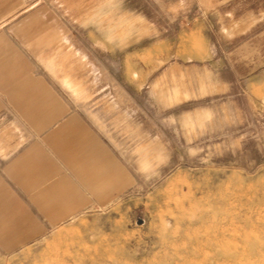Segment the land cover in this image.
<instances>
[{
	"label": "rangeland",
	"instance_id": "1",
	"mask_svg": "<svg viewBox=\"0 0 264 264\" xmlns=\"http://www.w3.org/2000/svg\"><path fill=\"white\" fill-rule=\"evenodd\" d=\"M186 1L188 28L203 9ZM244 2L226 13L236 21L264 11V0ZM73 8L90 32L104 25L107 48L121 49V98L112 97V71L105 92L91 91L87 103L89 123L103 132L104 159L91 150L68 158L41 149L51 181L40 163L19 170L11 159L0 181V264H264V45L253 43L261 35L264 42V23L226 40L231 35L213 19L216 63L227 67H213L212 79L229 90L177 105L162 70L149 75L140 50L145 23L130 15H149L174 33L171 5L76 0ZM126 77L138 82L137 102L125 94ZM15 134L0 118L4 155L14 151L5 147Z\"/></svg>",
	"mask_w": 264,
	"mask_h": 264
},
{
	"label": "crops",
	"instance_id": "2",
	"mask_svg": "<svg viewBox=\"0 0 264 264\" xmlns=\"http://www.w3.org/2000/svg\"><path fill=\"white\" fill-rule=\"evenodd\" d=\"M75 1L0 0V118L9 121L16 133L5 147L14 151L4 155L8 150H0V181L10 173L12 158H16L14 165L19 170L40 163L46 169V178L53 180L41 149L57 150L54 155L68 158L78 156L79 151L90 156L91 150L93 156L96 152L97 158L104 159L103 132L89 123L87 103L95 98L91 91L97 88V95L105 92L106 74L112 71L109 84L117 85L118 91L112 97L121 98L122 67L115 60L121 49L106 47L104 25L95 34L76 21ZM195 1L203 9V17L194 15V24L186 28L182 24L187 20L188 2L161 0L162 5H171L177 11L172 16L179 22L174 33L166 24L155 25L149 15L130 13L145 23L140 50L146 52V67L152 70L149 75L162 70L159 78L167 80L172 93L177 92V105L229 90L228 83L212 79L213 67H227L216 63L215 46L208 33L213 19L221 24L220 33L231 35L223 36L226 40L235 39L237 32L261 28L264 23L261 7L235 21L226 12L237 0ZM251 1L243 0L244 4ZM227 17H231L230 23L224 20ZM261 37L253 43L264 45ZM245 42L251 45L249 40ZM107 52L113 60H107ZM124 85L127 98L137 102L138 82L126 77ZM203 85L208 91L204 95ZM169 99L174 101L173 96Z\"/></svg>",
	"mask_w": 264,
	"mask_h": 264
}]
</instances>
